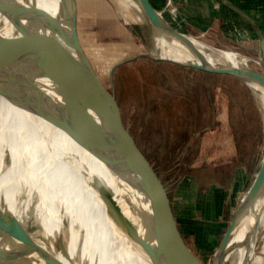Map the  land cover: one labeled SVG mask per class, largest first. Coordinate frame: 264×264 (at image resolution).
Here are the masks:
<instances>
[{
    "label": "rangeland",
    "instance_id": "1",
    "mask_svg": "<svg viewBox=\"0 0 264 264\" xmlns=\"http://www.w3.org/2000/svg\"><path fill=\"white\" fill-rule=\"evenodd\" d=\"M154 5L175 30L203 43L206 52L231 50L244 59L242 67L264 73L252 44L254 33L230 10L212 8L213 17L227 20L214 27L206 24L211 21L202 3L195 4L197 17L191 21L183 20V0H157ZM77 10L79 39L107 80L118 61L155 52L149 28L132 4L77 0ZM112 79L125 124L188 220L183 226L187 241L211 264L264 152V112L258 94L229 75L149 58L117 66ZM33 203L23 217L30 234L41 229ZM259 230L252 264H264V215Z\"/></svg>",
    "mask_w": 264,
    "mask_h": 264
},
{
    "label": "water",
    "instance_id": "2",
    "mask_svg": "<svg viewBox=\"0 0 264 264\" xmlns=\"http://www.w3.org/2000/svg\"><path fill=\"white\" fill-rule=\"evenodd\" d=\"M147 24L155 55L150 51L125 58L111 67L109 78L89 59L77 32V0H61L62 18L29 0H0V19L12 32H0V98L38 113L69 135L110 176L116 192L104 180H93L112 197L125 203L147 232V257L152 264H207L199 247L187 241L180 214L154 164L124 122L113 84V70L139 58L161 61L156 42L185 48L195 62L174 58L165 62L211 74L229 75L264 87V73L225 64H213L190 36L175 30L150 0H133ZM226 1V0H224ZM237 10V9H236ZM257 34L259 65L264 68V32L244 12L237 10ZM251 88V87H250ZM252 89V88H251ZM264 186V152L253 179L239 199L231 220L213 253L211 264H225L231 238L249 214L250 241L241 264H250L259 240L255 204ZM15 229H10V219ZM23 224L0 205V255L3 264H37Z\"/></svg>",
    "mask_w": 264,
    "mask_h": 264
},
{
    "label": "bare ground",
    "instance_id": "3",
    "mask_svg": "<svg viewBox=\"0 0 264 264\" xmlns=\"http://www.w3.org/2000/svg\"><path fill=\"white\" fill-rule=\"evenodd\" d=\"M29 1L58 18L63 16L61 0ZM123 1L139 10L133 0ZM0 32H12L10 24L1 19ZM190 38L192 45L213 64H245L231 50L206 52L203 43ZM156 51L163 61L174 58L195 62L176 43L167 46L156 42ZM248 85L258 94L264 112V87ZM93 176L107 182L116 192L109 174L63 130L38 113L0 98V205L24 226L23 217L35 201L33 211L41 229L30 234L29 239L36 263L152 264L146 255L147 232L125 203L108 194ZM255 215L260 217V223L264 215V186L255 204ZM8 219L10 229L14 230L12 218ZM251 222L248 214L233 233L225 264L243 261ZM255 256L256 252L251 254L250 264ZM4 262L0 255V264Z\"/></svg>",
    "mask_w": 264,
    "mask_h": 264
},
{
    "label": "crops",
    "instance_id": "4",
    "mask_svg": "<svg viewBox=\"0 0 264 264\" xmlns=\"http://www.w3.org/2000/svg\"><path fill=\"white\" fill-rule=\"evenodd\" d=\"M155 1H157V0H150L151 4L154 6V8L157 9V7L154 5ZM212 1L215 4L214 6L211 5ZM201 3L204 5H207L206 7H204V12H205V14L209 13L208 16L210 17L209 18L210 20H208V21H211V22H206V24H210L214 27L215 26L221 27V23H222L221 20L224 19L223 21L225 24L227 22V20H225L226 19L225 17L222 18L221 16H218V15L213 17L212 8L213 9L219 8V10H222V9L230 10L231 12H233L234 15H238L237 17L242 19V21H244V23H246V25L248 26L250 31H252V33H254L256 39H255V43L253 42L252 44L253 45L255 44L257 46V44H258L257 34H256L254 27L237 10L244 12L249 18H251L254 21V23L259 27L261 32H264V0H226V1H224V0H183V5H184L183 6V20H188V21L194 20V18L197 17V16H194V14H193L194 13L193 11L195 10V4H201ZM254 12H256V14H254ZM181 33L187 35V33H185V31H183ZM218 33L220 34V32H218ZM257 48H258V46H257ZM245 189H244V191H245ZM243 192H242V194H243ZM236 205L237 204H235V207H236ZM235 207H234V209H235ZM208 209L209 208H207V210Z\"/></svg>",
    "mask_w": 264,
    "mask_h": 264
}]
</instances>
